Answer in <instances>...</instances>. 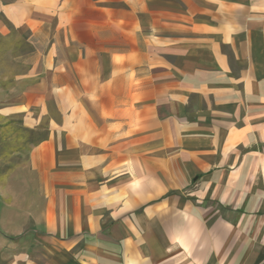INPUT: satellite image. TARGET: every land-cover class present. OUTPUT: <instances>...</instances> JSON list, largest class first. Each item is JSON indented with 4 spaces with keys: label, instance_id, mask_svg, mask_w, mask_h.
I'll return each mask as SVG.
<instances>
[{
    "label": "crops",
    "instance_id": "obj_1",
    "mask_svg": "<svg viewBox=\"0 0 264 264\" xmlns=\"http://www.w3.org/2000/svg\"><path fill=\"white\" fill-rule=\"evenodd\" d=\"M0 264H264V0H0Z\"/></svg>",
    "mask_w": 264,
    "mask_h": 264
},
{
    "label": "rangeland",
    "instance_id": "obj_2",
    "mask_svg": "<svg viewBox=\"0 0 264 264\" xmlns=\"http://www.w3.org/2000/svg\"><path fill=\"white\" fill-rule=\"evenodd\" d=\"M11 60H12V62H17V60H18V55L16 54V55H11ZM15 60V61H14Z\"/></svg>",
    "mask_w": 264,
    "mask_h": 264
}]
</instances>
